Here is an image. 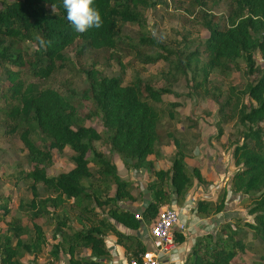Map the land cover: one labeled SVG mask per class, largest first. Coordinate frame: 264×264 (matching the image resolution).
Masks as SVG:
<instances>
[{
    "label": "trees",
    "instance_id": "1",
    "mask_svg": "<svg viewBox=\"0 0 264 264\" xmlns=\"http://www.w3.org/2000/svg\"><path fill=\"white\" fill-rule=\"evenodd\" d=\"M144 4L143 0H94L103 23L78 33L66 19L62 0H0V67L9 84L2 95L7 105L3 114L14 122L10 133L18 134L26 150V163L31 167L18 174V180L30 183L31 198L20 203L18 210L28 215L31 228L18 219L7 221L10 197H0V264H28L22 261L25 256L41 255L48 241L37 221L57 214L70 201L77 210V227L54 217L59 222L61 242L51 244L49 258L55 261L61 252L67 256L68 264H109L110 252L104 237L111 234L122 247L125 261H138L147 250L140 230L149 231L160 212L183 199L194 182L206 184L198 168L187 169L183 144L172 133L166 135L175 150L171 165L156 170L150 158L157 155L155 148L160 143V114L154 104L161 103L169 90L156 91L140 80L123 86L120 78L100 77L91 70L86 73L88 100L93 106L92 115L100 119L105 130L104 141L112 154L130 161L135 172L144 170L152 178L146 186L148 205L140 213L121 209L118 203H134L137 199L132 183L122 180L115 167L91 149L90 143L103 137L93 128L76 123L74 105L59 92L24 81L27 74L48 80L64 68V51L77 43H82V50L112 51L119 24L137 23L133 10ZM207 30L205 63L197 52L182 56L165 49V54L145 57L143 63L167 62L182 75L192 71V80L201 77V82L196 83L198 88L213 71L223 72L235 59L244 62L251 80L246 88L247 104L237 111V122L243 128L240 142L230 148L236 171L229 188L222 190L216 202L198 201L194 213L200 219L220 214L229 193L249 197L247 214L252 222L243 221L241 228L224 222L216 233L197 238L183 264H240L247 250L264 263V0H234L226 26L218 29L208 24ZM255 55L262 68L257 66ZM34 128L42 135V146L31 139ZM65 148L72 152L73 168L48 177L46 168L52 164V152L61 154ZM90 152L92 161L87 157ZM90 163L96 165L97 173L90 170ZM95 180L97 185L102 184L103 191L93 188ZM38 185L43 187L44 196H40ZM111 188L113 193L109 195ZM115 224L133 234H123ZM51 238L56 240V235ZM250 241H257L260 247H252ZM174 242L181 244L184 237L175 234ZM83 250L88 254L80 257Z\"/></svg>",
    "mask_w": 264,
    "mask_h": 264
},
{
    "label": "rangeland",
    "instance_id": "2",
    "mask_svg": "<svg viewBox=\"0 0 264 264\" xmlns=\"http://www.w3.org/2000/svg\"><path fill=\"white\" fill-rule=\"evenodd\" d=\"M143 1L144 5H138L133 10L137 14V23L119 24L115 37L116 47L112 51L82 50V43H77L64 51V68L54 72L48 80H38L27 74L24 81L41 88H52L74 105L76 123L93 128L103 137L101 141L91 142V149L101 153L115 167L116 174L122 180L132 183V193L138 201L137 205L148 197L146 186L152 178L148 177L144 170L134 174L130 161H123L111 153L104 141L105 130L101 121L92 115L93 106L88 100L86 73L96 70L100 77H118L123 86L140 80L156 91L169 90L170 94L162 96L161 103L154 104L160 114V143L155 148L157 155L150 157L154 168L165 170L171 165L175 150L166 135L172 133L183 144V153L186 156L184 164L187 169L198 168L206 183L199 185L194 182V187H191L188 193L196 197L195 192L199 186L205 191L212 183L216 202L222 190L229 188L230 180L236 171L232 165L230 148L234 142H240L243 128L237 122V111L242 104H247L246 88L251 80L244 62L235 59L228 63L223 72L213 71L208 81L201 83V87L197 88L196 83L201 82V77L196 76V79L192 80V71H186V74L182 75L172 70L167 62L144 64L143 59L165 54L162 51L165 49L182 56L197 52L199 60L205 63L207 58L204 49L209 38L207 25L224 28L234 0ZM255 59L257 66L262 68L258 55H255ZM3 70L4 68L0 67V197H10V214L6 220L18 219L22 225L31 228L28 215L18 210L20 203H26L31 198L29 181L18 180V174L30 171L31 167L26 163V150L18 134L10 133L14 122L3 114L7 105L2 95L9 86ZM204 90L208 94H205ZM219 129L222 130L220 136ZM31 139L38 146H42V135L38 129L34 128ZM93 152L87 156L90 161L94 159ZM71 155L72 152L68 148L61 154L53 151L52 164L46 168L47 176L55 177L72 169ZM89 168L94 174L98 171L93 163L89 164ZM93 188L103 191L102 184L97 185L96 180L93 182ZM37 189L40 196H44L43 187L38 185ZM111 189L109 195L113 193V188ZM184 198L177 203L182 204ZM177 203L175 207H178ZM249 204L248 196H229L228 193L222 214L219 218L214 217L211 234L216 233L224 222H230L239 228L243 221L251 223L252 217L247 214ZM91 205L87 203V206ZM76 212L70 201L57 214L38 220L47 241L60 231L58 221L68 223L70 227H77L74 221ZM97 213L100 214L99 210ZM146 234H149L148 230ZM245 243L247 245V241ZM250 245L257 249L260 247L257 241H250ZM51 251V242L48 241V246L41 255L36 258L25 256L22 261L28 264H46L50 262ZM243 255L240 264L262 263H259L258 256L249 250Z\"/></svg>",
    "mask_w": 264,
    "mask_h": 264
},
{
    "label": "crops",
    "instance_id": "3",
    "mask_svg": "<svg viewBox=\"0 0 264 264\" xmlns=\"http://www.w3.org/2000/svg\"><path fill=\"white\" fill-rule=\"evenodd\" d=\"M134 174H136V172ZM192 187H194V185ZM213 187L214 186L212 185V183H210L206 190L203 191L202 187L199 186L198 191L195 192L196 197L190 196V193H188L190 190H188V192L184 196L185 198L183 197L184 201H182V204H178L176 202L178 207H175L176 203L173 205L179 213V223L181 225H184L185 227V231L183 233H179L176 231V229H174V235H182L184 237V242L181 244L174 242L173 249L166 257L162 258L161 264H183L185 257L195 244L196 239L201 237L202 234L204 235L211 233V228H213L215 223L214 217L216 216V218H219L222 212L213 217L200 219L195 215L194 210L196 202L198 201L215 202L213 194L215 189ZM147 200L148 197H145L140 205H137L138 201L134 203L120 202L118 203V205L121 209H124L126 211L132 213H140L143 207L148 205ZM115 226L123 234H133L118 224H115ZM146 231L147 230H140L139 234L143 237V239L141 240L146 246V249H149L151 248V239L149 237V234H146ZM59 232L58 234H56V240H53L51 237L48 239V241H50L52 245H54L58 241L61 242ZM104 241L106 247L108 248V251L110 252L111 260L108 262H110L111 264H128L125 261L122 247L116 243L115 238L111 234H107L104 237ZM86 254H88V252L86 250H83L80 253V257H83ZM50 262H52L53 264H68L67 256L61 252L58 254V257L55 261L50 258Z\"/></svg>",
    "mask_w": 264,
    "mask_h": 264
},
{
    "label": "built area",
    "instance_id": "4",
    "mask_svg": "<svg viewBox=\"0 0 264 264\" xmlns=\"http://www.w3.org/2000/svg\"><path fill=\"white\" fill-rule=\"evenodd\" d=\"M174 229L179 233L185 231L184 225L179 223L178 211L173 206L165 207L149 229L151 248L147 249L138 261L132 260L129 264H161L162 258L173 249Z\"/></svg>",
    "mask_w": 264,
    "mask_h": 264
},
{
    "label": "clouds",
    "instance_id": "5",
    "mask_svg": "<svg viewBox=\"0 0 264 264\" xmlns=\"http://www.w3.org/2000/svg\"><path fill=\"white\" fill-rule=\"evenodd\" d=\"M93 4L94 0H62L66 19L76 32L83 33L88 29L101 27L103 20Z\"/></svg>",
    "mask_w": 264,
    "mask_h": 264
},
{
    "label": "water",
    "instance_id": "6",
    "mask_svg": "<svg viewBox=\"0 0 264 264\" xmlns=\"http://www.w3.org/2000/svg\"><path fill=\"white\" fill-rule=\"evenodd\" d=\"M140 239H143V237L140 235ZM91 260H95V258H91ZM110 264V262H108Z\"/></svg>",
    "mask_w": 264,
    "mask_h": 264
}]
</instances>
